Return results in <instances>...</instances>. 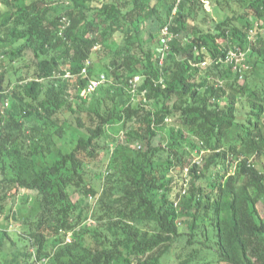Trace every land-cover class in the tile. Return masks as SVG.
Returning a JSON list of instances; mask_svg holds the SVG:
<instances>
[{
	"label": "trees",
	"instance_id": "16d2710c",
	"mask_svg": "<svg viewBox=\"0 0 264 264\" xmlns=\"http://www.w3.org/2000/svg\"><path fill=\"white\" fill-rule=\"evenodd\" d=\"M69 1L0 0V215L34 197L25 245L0 231L3 264H264V0L209 30L202 0ZM232 50L244 78L219 61Z\"/></svg>",
	"mask_w": 264,
	"mask_h": 264
},
{
	"label": "rangeland",
	"instance_id": "374dc122",
	"mask_svg": "<svg viewBox=\"0 0 264 264\" xmlns=\"http://www.w3.org/2000/svg\"><path fill=\"white\" fill-rule=\"evenodd\" d=\"M60 1L59 5L61 7H66L70 5L69 0H56ZM203 5L205 7L204 10L200 12V14L197 16V20L195 22L196 26L201 27L204 30L212 29V26L216 19H221L225 17L227 14L226 12H235L237 13L240 10V5L235 2L234 0H202ZM219 3V4H218ZM157 25L156 21L153 19H150L148 21V29L144 32L145 38H148L149 36V30L153 29ZM165 34V31H163ZM114 40V39H113ZM248 59L247 54L245 53L244 60L246 61ZM104 62L97 63L95 66V69L97 72L101 71L103 69ZM246 75V71L244 72ZM70 75V74H68ZM74 82L70 81V89L71 92L76 95L79 91L76 88L75 85H73ZM82 97L87 98L86 94L84 92H81ZM141 98V97H140ZM146 101V100H145ZM79 134H76L74 129L70 127V129H67V137L64 140L62 139V144L64 146V143L66 144V148H71L75 145V140H77ZM124 139V134L121 131V125L118 122L111 123L107 129L106 134L103 136L101 142H109L110 150H107L105 148L101 149L100 151V163L101 168H99L97 171L92 170L93 172H90V175L93 177V182H99V177L101 175V171H103L107 165L109 164V161L111 159L112 151L115 149L117 143L122 141ZM65 141V142H64ZM104 144V143H102ZM105 149V150H104ZM196 159H200V156H196ZM96 178L98 179L96 181ZM83 195L82 192H77L74 194L73 198L75 201H77L79 198H81ZM91 203H94L95 200L90 199ZM34 203V197L32 192H29L27 190H21V192L17 195V200L14 201L12 198L9 199V204L7 206V210L3 215H0V231L1 230H7L9 234L11 235L12 239H15L16 241V251L18 250V247L22 248L25 245V240H21L22 238L20 236H23L26 238V234H28L30 228L28 225H22V221L24 219V215L31 212V207ZM260 211L262 215L264 216V204H260ZM88 224H93L94 220L92 218H89L87 220ZM26 233V234H25ZM70 236L72 234H69ZM69 239H67L68 241ZM62 241V238H52L50 239L47 251L51 252L60 242ZM13 256L10 254L7 255L6 252L2 253L0 255V264H3L5 260L8 258V261Z\"/></svg>",
	"mask_w": 264,
	"mask_h": 264
},
{
	"label": "built area",
	"instance_id": "2783aa9c",
	"mask_svg": "<svg viewBox=\"0 0 264 264\" xmlns=\"http://www.w3.org/2000/svg\"><path fill=\"white\" fill-rule=\"evenodd\" d=\"M164 31H165V34H169L168 27H166L164 29ZM168 39H171V37H169ZM244 56H245V53H243V52L238 53L237 51L232 50V51L228 52L224 57H221L219 61L225 62V63L235 64L236 68L237 67L239 68L240 77L244 78V76H245L244 72L246 71V69L249 68V66L247 65V63L244 60ZM162 62H163V59H161V63ZM207 64H208V61H204L202 63V66H206ZM82 73L86 74L87 68H84ZM141 80H142V78L140 76H136L135 78L131 79L130 84H131V88H132L133 92L137 91L138 85L141 82ZM106 81H107V77L105 74H101L100 76H98L96 78L90 79L88 84H87L86 90H85L86 96L88 94H92L93 92H95L97 90V88L100 85H102L103 83H105ZM139 147H141V145H139ZM43 261H46V259H44Z\"/></svg>",
	"mask_w": 264,
	"mask_h": 264
}]
</instances>
